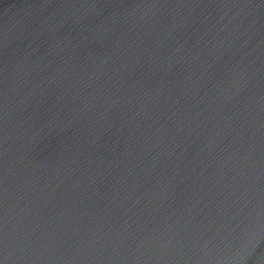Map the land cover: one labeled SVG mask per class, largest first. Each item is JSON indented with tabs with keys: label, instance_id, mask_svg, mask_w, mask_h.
Instances as JSON below:
<instances>
[{
	"label": "water",
	"instance_id": "95a60500",
	"mask_svg": "<svg viewBox=\"0 0 264 264\" xmlns=\"http://www.w3.org/2000/svg\"><path fill=\"white\" fill-rule=\"evenodd\" d=\"M0 264H264V0H0Z\"/></svg>",
	"mask_w": 264,
	"mask_h": 264
}]
</instances>
